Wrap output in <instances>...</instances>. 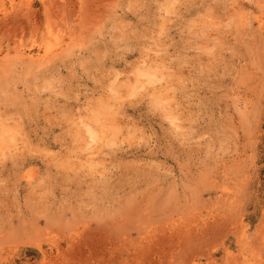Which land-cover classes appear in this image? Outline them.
Returning <instances> with one entry per match:
<instances>
[{
  "label": "rangeland",
  "instance_id": "rangeland-1",
  "mask_svg": "<svg viewBox=\"0 0 264 264\" xmlns=\"http://www.w3.org/2000/svg\"><path fill=\"white\" fill-rule=\"evenodd\" d=\"M0 264H264V0H0Z\"/></svg>",
  "mask_w": 264,
  "mask_h": 264
},
{
  "label": "bare ground",
  "instance_id": "bare-ground-1",
  "mask_svg": "<svg viewBox=\"0 0 264 264\" xmlns=\"http://www.w3.org/2000/svg\"><path fill=\"white\" fill-rule=\"evenodd\" d=\"M49 3V2H48Z\"/></svg>",
  "mask_w": 264,
  "mask_h": 264
}]
</instances>
